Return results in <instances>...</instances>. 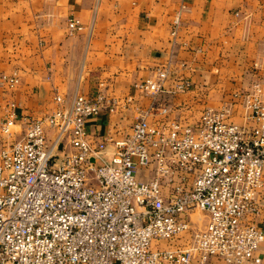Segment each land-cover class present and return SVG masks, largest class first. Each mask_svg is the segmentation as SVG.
<instances>
[{
    "label": "built area",
    "instance_id": "obj_1",
    "mask_svg": "<svg viewBox=\"0 0 264 264\" xmlns=\"http://www.w3.org/2000/svg\"><path fill=\"white\" fill-rule=\"evenodd\" d=\"M82 30L68 20L70 35ZM167 78L163 69L136 89L158 97ZM233 100L195 126L152 124L151 109L128 137L98 142L87 122L117 108L101 92L70 106L56 95L52 114L20 123L11 105L0 121V264H264V77ZM197 211L208 213L203 229L192 227Z\"/></svg>",
    "mask_w": 264,
    "mask_h": 264
},
{
    "label": "crops",
    "instance_id": "obj_2",
    "mask_svg": "<svg viewBox=\"0 0 264 264\" xmlns=\"http://www.w3.org/2000/svg\"><path fill=\"white\" fill-rule=\"evenodd\" d=\"M72 18L83 30L70 35ZM163 69L164 92L141 95L136 85L156 81ZM3 75L19 83L0 81V121L11 105L20 123L52 114L56 95L70 106L77 95L101 92L117 108L87 122L95 142L128 137L151 109L152 124L195 126L205 109L235 104V94L264 77V0H0ZM182 81L191 84L184 92L177 89ZM234 108L232 121L243 125L241 105ZM113 151L110 143L107 153ZM138 175L148 182L153 172Z\"/></svg>",
    "mask_w": 264,
    "mask_h": 264
},
{
    "label": "rangeland",
    "instance_id": "obj_3",
    "mask_svg": "<svg viewBox=\"0 0 264 264\" xmlns=\"http://www.w3.org/2000/svg\"><path fill=\"white\" fill-rule=\"evenodd\" d=\"M6 108L8 109V107H6ZM243 117H244V111H243L242 118ZM15 130L18 133L21 132V128L19 126L16 127ZM150 170H151V168L149 169V171ZM138 177H139V175H138ZM151 178L152 177H150V180H151ZM191 218L193 219V221H192V227L194 229H203L206 226V224L208 223V213L205 212V211H197L194 215L191 216Z\"/></svg>",
    "mask_w": 264,
    "mask_h": 264
}]
</instances>
